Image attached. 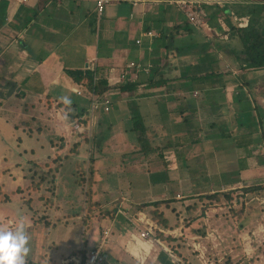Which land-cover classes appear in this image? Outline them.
I'll return each instance as SVG.
<instances>
[{
  "label": "crops",
  "instance_id": "0c3cea01",
  "mask_svg": "<svg viewBox=\"0 0 264 264\" xmlns=\"http://www.w3.org/2000/svg\"><path fill=\"white\" fill-rule=\"evenodd\" d=\"M214 1L202 5L210 27L205 31L190 25L178 7L166 2L146 1L133 5L122 0L106 4L98 14L94 0H28L23 3L0 0V156L4 159L0 162V170H4L0 182L5 184L4 188L7 184L16 188L28 183L25 173L31 162L40 170L53 167V193L48 196L53 209H50L54 212L61 209L63 223H67L69 204L78 200V195L71 199L70 194L61 189L60 169L63 160L69 158L71 148H67V142L73 141V146L77 145L73 151L80 154L79 138L82 135L73 132L69 122L71 116L88 107L90 99L89 89L72 73L91 72V58L96 60L95 75L103 80L110 69L115 75L130 61L148 66L147 70L137 71L126 68L131 77L112 88L111 109L107 113L101 111L97 116L98 129L104 125L109 130L95 132L96 146L101 149L110 145L114 153H125L124 164L134 171H141L144 166L149 171L153 153L161 156L163 152H174L179 158L183 156L181 149L188 148L189 153L193 148L199 153L198 146L208 141L199 133L202 131L197 123L199 115L204 117L203 121L211 118V123L226 124L224 113L231 111L235 126L245 122L240 108L246 106L245 96L250 101V108H253L252 98L264 107L258 88L264 70H242L236 66L232 51L239 49L241 44L231 30V25H236L234 16L247 17L236 11H244L246 4H264V0H218L221 4ZM149 31L151 35L146 34ZM127 84L133 88H121ZM65 97L69 103L64 102L62 98ZM136 113L145 127V143L142 144L138 132L130 129ZM198 128L200 131L196 135ZM229 134L225 136L235 137L233 149L238 150L237 156L240 157V152L242 156L249 154L247 159L254 162V139L250 135L243 136L244 132L240 131ZM171 138L177 139L174 144ZM163 139L166 143L161 146ZM148 145L153 149L146 150ZM99 149H95L98 151L95 154L97 166L105 156L103 149ZM208 154L210 156V152ZM20 156L23 161L18 164L15 160ZM43 156L48 160L53 156H60V159L55 165H48ZM77 160H72L71 177L77 169ZM248 163H244L245 168L255 165ZM178 164L179 167L168 175V180L171 177L180 185L183 176L173 173L183 169L184 160ZM121 166L117 164L119 169ZM243 180L239 177L231 182L216 181L211 187L215 184L236 187L247 182ZM162 184L168 185L166 181ZM177 193L192 196L197 191ZM161 196L162 193L159 197H151L148 202L164 199ZM169 198H174L171 203L174 204V195ZM138 203L131 202L127 196L120 202L123 206L130 205L131 209ZM183 211L180 218H169L166 222L167 227L173 228L156 222L166 233L171 232L156 233L162 245L140 238L142 225L133 226L117 212L110 219L101 221L96 215L90 216L86 224H81L77 251L57 259L49 256L45 264H60L61 260L81 255L82 250L98 246L104 255L102 264H198L193 256L186 260L182 258V252L187 249L182 247V239L196 236V232L185 225L189 220L184 221L188 213L185 215ZM73 216H79V213ZM49 226L54 228L55 223ZM105 228L109 229V237L101 245L102 229ZM167 236L172 238L171 241ZM56 241L55 238L49 246L56 248ZM168 248L174 257L169 256Z\"/></svg>",
  "mask_w": 264,
  "mask_h": 264
},
{
  "label": "rangeland",
  "instance_id": "374dc122",
  "mask_svg": "<svg viewBox=\"0 0 264 264\" xmlns=\"http://www.w3.org/2000/svg\"><path fill=\"white\" fill-rule=\"evenodd\" d=\"M249 75L251 76V73ZM258 88L259 92L262 93L260 101L264 104V78L258 82ZM252 93L258 95L254 91ZM240 108L245 117V122H242L241 125L235 124L234 126L231 120V111L224 113V116L227 117L225 118L226 124L211 123L209 121L211 118H205L203 121L204 117L197 116V123L201 125L202 131L199 132L200 129L198 128L196 135L199 132L203 139H208L206 144L198 146L199 153L193 148L190 149L189 153L187 152L188 148L181 149L183 156L180 158L174 152H163L161 156L153 153L150 156L152 165L149 166V171H147L146 166L141 171H134L124 164L127 159L125 153H114L110 145H105L99 149V151L103 149L105 155L104 158H101L102 163L98 166L95 165V161L92 163L95 179L94 184L89 187L90 156L98 154V151H95L97 141L95 132L103 133L105 128L107 131L109 130V127L105 126L104 128V125L102 129H98L97 116L101 111H97L94 120L90 122L88 119L87 125L83 126L80 132L82 135L79 138V142L82 144L78 149L80 154L73 151V141L67 142V148L70 147L71 149H69L68 160H63L60 169L61 189L68 192L71 199H75L78 195V200H73L72 204H69L71 206L70 212H67V223H63L61 209L54 212L53 207H51L52 203L48 199V196L53 193L50 181L51 175H53V167L47 170L41 169L40 174L45 175V180L38 189H34L31 187V183L38 181V177H34L32 180L30 174L36 170V167L35 163L30 161V168L25 173L28 176V183H23V187L12 188L11 185L7 184L4 188L5 184L0 182V228L14 229L16 224L22 220L25 225V233L29 237L27 242L29 251L25 256V264H45L49 256L51 259H57L60 255H70L77 251L81 224L89 212L95 211L100 221L104 218L110 219L117 212L127 222L138 227L140 223L128 221V218L137 219V213L134 212L139 210L137 212H142L151 222L156 224L158 220H161L157 213V210L159 212L160 209H155L152 205L139 208V205L148 202L151 197H159L162 193L161 198L170 200L168 204L161 205L162 217L164 216L163 212H165L166 217L163 218L166 221L169 218L174 220V218H180V213L184 210L185 215L188 213L184 217V221L189 220L185 222V225H188L194 233L196 232L195 238L186 236L182 239V247L187 248L182 252V258L186 260L193 256L198 264H264V188L255 191L245 190L248 185L259 184L264 186V138L261 132L264 131V128L261 129V126H258L254 110H249L250 106L247 102L246 106ZM248 111L252 113H248ZM228 118L230 119L228 120ZM70 129L72 130V127ZM231 131L232 133L233 131L251 132V138L256 144L259 143L258 148L256 144L252 145L256 153L253 154L254 152H252L256 159L254 162L250 161L251 158L247 159L249 154L242 156V152H240V157L237 156L238 150L233 149L235 137L225 136ZM58 140L59 138H57V143ZM164 140L160 141L161 146L165 145L166 141ZM175 140L177 139L175 138ZM175 140L172 139L171 143L174 144ZM208 152H210V156ZM245 152L249 153V150L246 149ZM207 156L210 158L207 159ZM1 157L0 162H4ZM45 158L46 156H43V159L48 162L46 164L55 165L60 156H53L50 160ZM76 158L80 168L75 169L73 177H71V163ZM181 159L184 160L183 169L173 173V175L183 176L184 181L178 185L176 180H172L171 177L168 180V175L172 173L173 169L179 167L178 161ZM22 161L21 156L15 160L18 164ZM45 161L41 163V166ZM210 161L211 164L208 166L207 163ZM248 162L255 165H252L251 168L250 166L245 168L244 163L248 165ZM117 164H122L120 169ZM153 165L162 169L157 170ZM243 168H245V172H243ZM245 173L246 175H244ZM0 174H4V170H0ZM242 176L244 177L242 178ZM239 177L247 182L236 187L218 184L211 187V184L216 181L231 182ZM76 179L83 180V183L77 184ZM163 181H166L168 185L162 184ZM89 189L92 190L90 198L86 193ZM179 191H184V193L197 191V194L188 196L181 193V195L177 193ZM213 192L218 194V199L208 197ZM173 195L176 200H174V204H171L174 198L169 197ZM125 196L131 202L140 203L133 204L132 209L127 204L124 207L120 202ZM186 199H189L187 204L184 203ZM77 213L79 216H73ZM52 222L55 223L54 228L49 226ZM166 228L173 227L166 226ZM157 232L155 231V234ZM55 238L58 242L56 243L57 247L52 248L49 245ZM190 243L191 245H189ZM65 260H61L60 264H67L68 262Z\"/></svg>",
  "mask_w": 264,
  "mask_h": 264
},
{
  "label": "trees",
  "instance_id": "16d2710c",
  "mask_svg": "<svg viewBox=\"0 0 264 264\" xmlns=\"http://www.w3.org/2000/svg\"><path fill=\"white\" fill-rule=\"evenodd\" d=\"M237 14L241 15V14H246L247 18H248V23L246 26L244 27H239L237 26V24H233L231 25V30L232 32H235L237 34V37L240 41V48L233 50V61L236 64V66H238L240 69L245 70V69H261L264 70V4H246L245 5V10L244 11H236ZM72 76L78 80L81 81L84 85H86V87L93 91L94 93H101L103 91H105L107 89V85L105 80L100 79L99 77L97 79H94L93 77V72H73ZM121 88L123 89H130L133 88L132 85H122ZM242 98V96H241ZM245 101L248 103V105L250 106V101L249 99L245 96ZM253 101V108H250L249 110L251 111L252 109L254 110L255 116H256V120H257V124L258 126H261V129L264 128V107L261 106L260 104H258L257 100L252 98ZM136 109L133 108V111H135ZM248 111V113L250 112ZM86 113V109L83 108L79 111L78 114H84ZM252 113V112H250ZM78 114H75L74 117ZM73 116H71V118H74ZM84 126L87 125L88 123V117H85V119L83 120ZM133 126L132 130H135L138 132L139 134V141L142 143H145V138H144V133H145V127L144 124L140 118V115L138 113H136L133 117ZM261 131V130H260ZM263 134V138H264V131H261ZM251 132H247L244 133L243 136H249ZM94 141V140H93ZM98 142V141H97ZM77 145L72 146V149H76ZM148 148H145L146 150H150L153 149V147H151V145L147 146ZM96 148L99 149L98 146H96ZM95 161V155L94 156H90V162H91V166L89 168L88 171V184L89 187L94 184V169L92 167V163ZM79 166V164L77 165ZM36 170L32 172V174H30L32 180L34 179V177H38V181H35L34 183H31V187L34 189H38L41 185V183L45 180V175H41L40 174V169L37 168V166L35 165ZM78 169L80 168L77 167ZM48 172H50V170H48ZM54 176L51 175V183L53 182ZM77 184L81 185L83 183V180H79L76 179L75 180ZM260 188H264L263 185H259V184H253V185H248L247 188H245L246 191H255L258 190ZM87 195L90 196L92 195V190H88V192H86ZM5 197H8L7 195H5ZM208 197H210L211 199H218V194L213 192L212 194L208 195ZM170 200L168 199H160V200H155V201H151V202H146L143 203L141 205H139V208H144L148 205H152L154 206L155 209H159V207L163 204H168ZM96 205V202H95ZM158 216L159 218L161 217V220L157 221L160 224H162L163 226L166 227V220L162 217V212L159 210H157ZM96 215L95 211L93 212H89L85 218L83 219V224L87 223V220L89 219L90 216ZM161 234V233H160ZM168 240H171L172 238L167 237ZM86 250H82L81 251V256L84 255Z\"/></svg>",
  "mask_w": 264,
  "mask_h": 264
},
{
  "label": "built area",
  "instance_id": "2783aa9c",
  "mask_svg": "<svg viewBox=\"0 0 264 264\" xmlns=\"http://www.w3.org/2000/svg\"><path fill=\"white\" fill-rule=\"evenodd\" d=\"M18 3L27 2L28 0H15ZM122 0H94L95 2V9L98 14H101L104 10L106 4L112 3V2H119ZM131 2L133 5L139 2H153V3H159V2H166L169 4H173L176 7H178L182 13L185 16L186 21L192 25L195 28H199L202 30H210V27L207 22V16L204 10L202 9V5L206 3H210L212 0H126ZM217 4H221L220 1L216 0L214 1ZM233 20L236 22L237 26L244 27L248 23L247 17H233ZM147 35H151L152 32H146ZM95 58H91L89 60V64L91 65V72H93L94 79H97L98 77L95 75ZM137 71L139 69L147 70L148 66L144 67L138 62L130 61L126 65L124 69H121L118 73L115 75L111 74L112 69H110L105 76V82L107 85V89L101 93H94L93 91H90V99H89V105L86 108V113L84 114H78L73 119L70 120V126L72 127V131L75 132H81L84 126L83 120L85 117H88L89 121H93L95 117V112L102 111L107 112L112 105V97H111V91L113 87H116L118 85L123 84L129 77H131L130 72L127 71V69ZM76 93L80 94V90H76ZM123 214V213H122ZM138 216V217H137ZM137 219L134 218L131 220L128 218V221H132L133 223H140L142 225V228L139 231V237L145 239L149 242H156L159 245H162L160 240L158 239L157 235L155 234V231L166 233L164 229L159 228L154 222H151L149 218H147L145 215L142 214V212H137ZM155 230V231H154ZM168 234H171V232H167ZM109 237V229L105 228L102 229V236H101V245L108 239ZM101 246H98L96 248H89L85 251L84 255H78L77 258H72L70 261L67 260V264H102L104 261V255L101 252ZM169 256L174 257L173 252L170 250V248L167 249ZM65 260V261H66Z\"/></svg>",
  "mask_w": 264,
  "mask_h": 264
},
{
  "label": "clouds",
  "instance_id": "9594fccd",
  "mask_svg": "<svg viewBox=\"0 0 264 264\" xmlns=\"http://www.w3.org/2000/svg\"><path fill=\"white\" fill-rule=\"evenodd\" d=\"M62 99L65 103L70 102L66 97ZM28 239L22 220L14 229L0 228V264H25Z\"/></svg>",
  "mask_w": 264,
  "mask_h": 264
}]
</instances>
